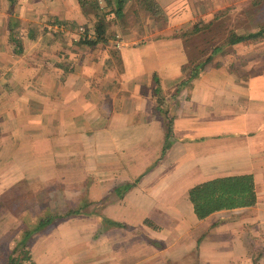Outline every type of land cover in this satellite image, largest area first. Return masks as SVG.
I'll return each instance as SVG.
<instances>
[{"label": "crops", "instance_id": "crops-1", "mask_svg": "<svg viewBox=\"0 0 264 264\" xmlns=\"http://www.w3.org/2000/svg\"><path fill=\"white\" fill-rule=\"evenodd\" d=\"M155 1L161 28L150 15L140 34L88 44L78 0H0V199L37 185L58 200L50 224L28 227L34 264H264V68L211 65L181 84L182 34L213 12ZM240 174L253 205L195 215L190 188Z\"/></svg>", "mask_w": 264, "mask_h": 264}, {"label": "rangeland", "instance_id": "rangeland-1", "mask_svg": "<svg viewBox=\"0 0 264 264\" xmlns=\"http://www.w3.org/2000/svg\"><path fill=\"white\" fill-rule=\"evenodd\" d=\"M200 1H202V11L204 13L213 12V16H210L212 20L209 23L199 20L197 25H193L190 30L182 34L188 59L186 65L189 67L193 66L211 54L212 49L218 47L212 53L209 66H224L227 70L237 73L239 77H248L249 75L262 72L264 68V38L261 42L256 38L250 39L253 43L244 42L238 44V49L236 50L232 49L233 45L229 46L226 43L225 45L224 42L231 33L239 35L252 30L257 31L256 25L258 24L257 26L260 27L264 24V22L261 24V21H264V0H230L232 1L230 2L231 5L225 7L224 3L227 2L226 0ZM152 2L156 3L155 0H132L127 10L124 11L122 8L123 15L117 16L113 12L115 8L114 0H110L108 7H106L104 0H97L100 6L105 5L104 8L99 10L104 15L95 16L93 10L89 6H85L84 8L87 13L92 16L91 23L94 24L92 28L94 29V33L88 32L90 28H86V25H84L85 27H81L87 30L86 32L90 37H86V39V33L82 35L83 33H80L79 28L77 29V36L79 40L96 39V25L98 22H101L103 26L102 38H105V40L107 38L114 39L115 41L121 42V37L126 34H132L130 33L132 31L138 34L144 32L143 25L144 23L146 24L147 18L150 15L156 17L153 26L156 25L161 28L165 23L164 9L158 4H156V7L150 8L149 6L152 7ZM13 7H10L9 10L10 13L12 11V16L15 13L13 12ZM2 30L3 28L0 27V31ZM130 38H133V35L127 37V39ZM133 40L135 39L133 38ZM118 43L114 45L118 47ZM9 48L13 49L12 47ZM9 57L15 58L17 55L10 54ZM252 64L254 65L252 66ZM184 75H188V72ZM28 191L27 194L19 195L8 201L0 199V241H2L0 244L5 245V247L0 249L1 256L7 252V243H16L23 235L24 230H28L27 233L31 232L32 230H29L28 227L37 225L40 216L45 218L48 215H52L50 212L51 209H47L48 204L49 206H53V203H55L52 208L57 211L55 206H57L58 200H56V196L52 195V187L38 189L37 185H33ZM80 201L70 200V202L78 204ZM63 202L64 200L61 199V205ZM81 207L83 206H78V209ZM63 210L64 206L60 208V211Z\"/></svg>", "mask_w": 264, "mask_h": 264}, {"label": "trees", "instance_id": "trees-1", "mask_svg": "<svg viewBox=\"0 0 264 264\" xmlns=\"http://www.w3.org/2000/svg\"><path fill=\"white\" fill-rule=\"evenodd\" d=\"M124 1L125 0H114L115 8L113 12L115 15H123L122 7ZM104 2L106 3V7L110 5V0H108L107 2L106 0H104ZM78 3L81 7L89 6L93 10L95 16H101L102 11L99 10L104 8L105 6H100L97 3V0H78ZM154 6L156 7L157 5L155 2H152V7H149L153 8ZM95 31L96 40L99 38L103 39L101 38L103 32V26L101 22H98ZM261 37H264V24L261 25L255 32H248L247 34L243 35L231 33L224 44L226 43L230 46L247 39H256ZM81 40L88 44H94L96 41L95 39ZM216 49H218V47H216ZM216 49H212L211 52L213 53L214 51H216ZM212 53L191 67H189L188 65H184L181 69L182 73L185 74L188 72V75H184L187 80H184L181 84H185L193 78H196L205 69L210 67L209 64L212 59ZM153 79L158 83V78L155 74L153 75ZM158 90L157 93H159ZM158 101L161 104L162 100L160 99ZM189 198L192 203L194 213L198 218H204L210 213L221 209L250 206L256 202L253 177L250 174H240L217 177L211 180H207L190 188ZM54 219L55 216L48 215L47 217L40 219L39 223L35 226L34 229H40L43 226L50 224ZM23 232L24 233L21 236L20 240L15 243V246L12 247V250L8 256L9 258L7 264H34V262L29 257L28 251L24 250V246H22L24 244V240L31 232L27 233L28 230H24ZM15 253L17 254L13 256V254Z\"/></svg>", "mask_w": 264, "mask_h": 264}, {"label": "built area", "instance_id": "built-area-1", "mask_svg": "<svg viewBox=\"0 0 264 264\" xmlns=\"http://www.w3.org/2000/svg\"><path fill=\"white\" fill-rule=\"evenodd\" d=\"M79 31H80V33H83L82 35H85V33H86V36H85V38L87 37V38H89L90 36H89V34L86 32V30L83 28V27H79ZM86 38V39H87ZM118 45V44H117Z\"/></svg>", "mask_w": 264, "mask_h": 264}]
</instances>
